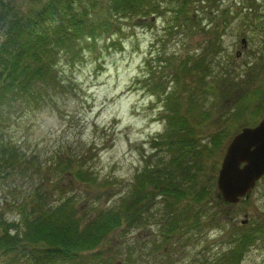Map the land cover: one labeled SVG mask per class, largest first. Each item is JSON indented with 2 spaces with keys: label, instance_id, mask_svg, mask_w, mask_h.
Returning a JSON list of instances; mask_svg holds the SVG:
<instances>
[{
  "label": "rangeland",
  "instance_id": "1",
  "mask_svg": "<svg viewBox=\"0 0 264 264\" xmlns=\"http://www.w3.org/2000/svg\"><path fill=\"white\" fill-rule=\"evenodd\" d=\"M238 1L218 0L220 8L231 7L233 11V7H240ZM257 1L264 6V1ZM209 11L202 0H192L187 8L192 20L180 15V26L171 30L174 20L166 23L168 15L154 14L152 21L123 19L116 23L119 28L114 34L83 43L79 53L58 59L59 82L48 90L43 101L37 100L42 96L37 94L28 96L33 102L27 98L0 108V144L5 150L0 156L5 158L15 151L20 160L33 159L24 176H6L1 182L0 209L6 218L18 219L8 205L13 196L19 200L30 197L39 185L48 192L53 189L50 179L60 173L56 172L58 155H84V163L95 179L111 186L113 193L99 196L104 187L92 189L91 185L74 183L65 196L82 207L90 202L96 210L119 203L145 167L143 156L152 152L150 140L163 131V121L158 116L160 98L147 92L139 81L148 71H161L164 63L160 60L170 56L178 59L180 109L191 105L190 94L197 102L201 100L195 106L198 110L192 113L194 123L199 121L193 137L201 145L210 146L212 137L223 132V146L234 129L258 120L255 109L264 105L261 35L252 26H242L234 14L210 22L206 14ZM170 14L174 18L175 14ZM207 37L220 42L213 66L214 61H220L221 69L215 73L206 71V82L199 84L196 76L181 74L180 66L191 65L205 53ZM242 37L246 38L245 48L240 42ZM238 51L241 54L236 57ZM230 83L236 84L229 86ZM242 108L245 113L236 112ZM222 155L205 157L203 182L215 180ZM60 196L57 193L51 199ZM162 203L158 199L140 225L121 226L109 236L101 248L111 250L108 255L112 264H166L168 260L172 264H224L221 257L233 247L234 234L243 228L250 230L253 225L259 227L260 239L244 250L236 264H264V180L256 184L247 199L232 207L221 201L218 192L198 204H177V212L212 205L217 222L212 221L209 212L203 213L205 225L196 231L182 232L184 226H176L175 234L166 237ZM244 216L248 219L245 227L240 223Z\"/></svg>",
  "mask_w": 264,
  "mask_h": 264
},
{
  "label": "trees",
  "instance_id": "2",
  "mask_svg": "<svg viewBox=\"0 0 264 264\" xmlns=\"http://www.w3.org/2000/svg\"><path fill=\"white\" fill-rule=\"evenodd\" d=\"M202 2L210 7L206 13L210 22L234 14L242 26H252L261 35L264 46V6L257 0H239L240 7H233L235 12L231 7L220 8L218 0ZM191 3L192 0H0V108L37 94L42 95L37 100L43 101L48 90L59 82L58 59L79 53L83 43L114 34L119 28L117 22L133 18L151 21L154 14L168 15L166 23L174 20L169 30L177 29L180 15L192 20L187 16ZM206 42L207 49L200 58L191 65L180 66L181 74L196 76L199 84L206 82V71L215 73L221 69L220 61H214L213 66L219 40L216 43L215 38L209 41L207 37ZM172 57L160 60L164 63L161 71H148L139 81L147 92L160 98L158 116L163 121V131L150 140L152 152L143 156L145 167L136 175L130 191L115 205L96 210L88 202L82 207L75 199L65 196L74 183L91 185L92 189L104 187L99 196L113 194L112 187L95 179L91 168L84 163V155H58L56 172L60 173L50 179L53 184L50 192L39 185L30 197L19 200L13 196L8 205L15 210L17 220H9L0 209V264H112L108 255L111 250H102L101 246L121 226L130 228L143 223L144 213L158 197L163 202L166 237L175 234L176 226L177 229L202 227L208 206L195 211L186 207L177 212L176 205L184 201L186 205L198 204L216 192L213 178L206 182L201 178L205 173V157L220 154L225 137L223 132H217L210 146L201 145L193 137L199 121L194 123L196 118L192 113L198 110L195 106L201 100L197 102L190 94L191 105L183 111L180 109L178 59ZM224 80L229 79L224 77ZM29 101L34 100L29 98ZM245 110L236 112L243 114ZM262 112L263 104L255 109L258 118ZM202 117L206 118V114ZM1 148L0 144L3 154L5 150ZM31 164L33 159L20 160L15 151L5 158L0 156V186L6 176H24ZM54 164L55 160L49 167ZM57 193L60 198L52 200ZM258 230L255 225L234 234L233 247L221 257L224 264H236L244 250L260 239ZM166 264L172 262L168 260Z\"/></svg>",
  "mask_w": 264,
  "mask_h": 264
},
{
  "label": "water",
  "instance_id": "3",
  "mask_svg": "<svg viewBox=\"0 0 264 264\" xmlns=\"http://www.w3.org/2000/svg\"><path fill=\"white\" fill-rule=\"evenodd\" d=\"M245 39L241 43L245 45ZM264 175V116L254 127H243L226 147L216 187L224 201L236 204Z\"/></svg>",
  "mask_w": 264,
  "mask_h": 264
}]
</instances>
